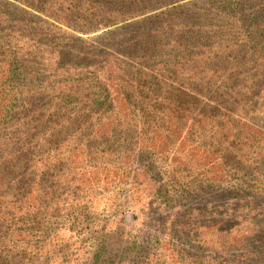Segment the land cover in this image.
I'll return each mask as SVG.
<instances>
[{
  "label": "trees",
  "instance_id": "16d2710c",
  "mask_svg": "<svg viewBox=\"0 0 264 264\" xmlns=\"http://www.w3.org/2000/svg\"><path fill=\"white\" fill-rule=\"evenodd\" d=\"M180 1L0 0V182L9 181L12 185L15 176L25 177L11 205L5 206L0 199V226L6 217L23 221L12 230L13 238L10 235V239H5L7 242L14 239L10 251L16 250L11 254L12 259L19 262L16 264H41V258H44L43 264H51L59 257V253L48 255V251L51 243L63 235L65 217L72 220V230L80 238L85 237L86 241L88 236H96L89 264H116L120 258L125 261L131 255L136 256L138 245L126 231L124 204L130 202L129 205L138 204L141 208L156 199L161 191L167 195L170 188L163 179L167 176L173 180V174L178 172L172 167L168 171L173 174H166L162 165L172 158L169 142L166 149H159L153 142L156 136L168 137L166 132L171 123L165 118L169 114L193 112L191 107L198 104L193 102V94H204V85L212 78L215 80L211 83L225 82L223 74L227 71L228 87L216 91L214 98H238V91L243 95L260 88L261 74L249 75L252 70L249 68L256 63L255 58H264L255 56L256 52L249 55L246 52L242 59L235 55L231 62L226 61L222 41L225 28L233 45L238 40L244 46L264 41V31H260L264 29V0ZM64 2L66 8H63ZM149 12L152 13L146 15ZM58 13L64 16L63 20L73 16L75 20L88 23L92 31L106 29L105 33L114 35L113 48L119 50L120 66L101 67L98 85L95 78L88 75L58 79L50 100L35 103L34 99L22 97V83L27 80L24 61L27 60H16L21 35L13 36V30L21 22H38L39 15ZM140 15L146 16L130 20ZM222 17L226 23L219 25ZM246 28L250 31L248 35L244 32ZM233 33L235 39H229ZM211 41L213 49L208 52L204 46ZM248 48L251 50L253 44ZM62 53H58L60 57ZM88 60L86 56L84 62ZM155 62L159 65H154ZM199 66L203 69L199 70ZM210 67L223 70L209 72L206 68ZM33 75L36 76V72ZM173 81L185 84L192 94L182 90L167 91V83ZM72 104L69 114L66 108ZM116 137L121 146L113 150L112 157L103 159L94 151V159L90 157L88 148L93 147L97 139L114 140ZM74 161L79 168L78 178L65 171ZM139 161V166L133 167ZM83 168L97 178L95 184L90 185L93 193L79 194V187L84 186L80 179ZM204 185L210 188L213 183ZM55 187H62V194L57 198L52 191ZM246 188L256 189L239 184L236 190L239 193ZM223 189L225 192L226 187ZM41 208L56 215L52 214L51 223L48 217L44 226L36 221L40 218L36 212ZM107 211L109 216L105 215ZM28 225L37 226V232L32 233ZM193 239L196 248H209L213 254L223 256L235 249L242 251L233 252L225 264H264V230H259L251 220ZM255 239L262 247L253 246ZM172 246L168 240L153 248L159 251L161 258L173 257L170 262H160L159 253L149 252L145 255L147 259L138 254L139 259L131 264H180V250Z\"/></svg>",
  "mask_w": 264,
  "mask_h": 264
},
{
  "label": "rangeland",
  "instance_id": "374dc122",
  "mask_svg": "<svg viewBox=\"0 0 264 264\" xmlns=\"http://www.w3.org/2000/svg\"><path fill=\"white\" fill-rule=\"evenodd\" d=\"M186 1L188 0H181L179 3ZM220 3L221 6L224 5L223 2ZM66 7L67 3L63 5V8ZM35 14L38 16L37 11ZM146 15L133 17L130 20L143 18ZM39 16L38 22L28 24L21 22L20 26L13 30V36L21 35L16 47V60L19 61L22 58L27 60L24 61L23 70L27 80L22 83V97L34 99L35 103L38 101L45 103L50 100L53 94L52 89L56 88L58 79L88 75L95 78V83L98 85L101 67L105 69L107 66L111 67V64L120 66L118 64L119 50L113 48L116 43L115 37L105 33L106 29L92 31L88 23L75 20L73 16L63 20L64 16L61 13ZM199 19L202 20V17ZM221 19L218 21L219 25L226 23L224 17ZM144 28H141V31ZM227 29L225 28L226 35L222 41V55L227 58L226 61L231 62L235 55L241 56L242 59L246 52L247 55L256 52L255 56L264 58V50L261 49V47L264 48V41H254L244 46L241 40H238L233 45V42L228 40ZM126 31L125 28L124 32ZM244 32L247 35L250 33L248 28ZM229 39L234 40L235 33ZM212 41L208 43V46H204L208 48V52L211 48L213 49ZM252 44L253 48L249 50L248 46ZM234 49L241 51H234ZM61 51L63 53L60 57L58 53L61 54ZM64 53L68 54L64 55ZM86 56L89 59L87 63L84 62ZM255 59L253 62L256 63L252 62L253 66L249 68L252 69L249 75L261 74L260 88L252 89L250 93L244 92L243 95H240L238 91V98H214L216 91L228 87L226 83L228 81L225 79L227 71L223 74L225 82L219 80L217 83H211L215 80L212 78L211 82L204 85V94H193L195 96L193 102L198 103L191 107L193 112L183 115L169 114L167 118L163 117L171 123L166 132L168 137L156 136L153 142L159 149H166L169 142L172 158L162 164L166 174H173L168 171L172 167L178 169V172L173 174V180L166 175L163 179L169 185L167 187L170 188L167 194L169 197L161 191L156 199L148 201L146 206L141 205V208L138 204L129 205L130 202L124 204L125 228L128 236L137 242V250L141 258L147 259L145 255L156 252L153 249L156 245L159 247L160 244L170 240L173 243L172 247L180 250L178 256L180 264H225L230 261L233 252L238 254L242 251L235 249L223 256L213 254L209 248L203 250L196 248L193 238L217 229L227 230L246 220H251L259 230H264V72H262L264 60ZM107 61L110 62L107 63ZM157 63L155 62L154 65H159ZM93 65L94 68L91 67ZM204 66L208 65L204 64ZM202 69L199 66V70ZM206 69L209 72L223 70L217 67ZM34 72L36 76L33 75ZM166 89L169 92L182 90L192 94V91L182 82H168ZM71 107L73 108V104L66 108L69 114L72 112ZM96 141L93 147L88 148L90 151L88 154L93 159L92 151L97 157L107 159L112 157L115 148L119 149L121 146L117 137L114 140L105 138V140L97 139ZM140 163V161L135 162L133 167L139 166ZM242 168L244 170H241ZM78 169L74 161L65 171L66 174L72 173L77 177ZM158 171L163 172V169L158 168ZM84 172H87V168L81 169L80 179L84 186L79 187V194L93 193L90 185L95 184L97 178H93V175L88 172L86 176H83ZM259 177L261 179H258ZM24 180V176L17 175L12 185L9 181L0 182L2 204L5 206L12 204L11 201L19 188L23 186ZM205 182L213 183L212 187L206 188ZM239 184L255 186L256 189L246 188L238 193L236 188ZM200 188L202 190H199ZM52 191L57 198L62 194V187H55ZM61 209L68 210V208ZM31 212L36 211L31 210ZM52 214L54 213L51 210L41 208L36 212L37 218L40 217L36 221L44 226L50 217L51 223ZM106 214L109 216V211ZM66 219L67 217L62 220L65 225L63 235L51 243L48 251V255L59 253V257L54 258L51 264H89V257L93 251L91 245L96 236H88L85 241V237L80 238L78 233L72 230V220ZM21 222L23 221L20 218L6 217L0 226V264L18 262L16 259L13 260L11 255L16 250L10 251L14 239L13 242H7L5 239H10V235L13 238L12 230ZM73 227L77 229L74 225ZM28 228L32 233L37 232L38 229L37 226L29 225ZM260 235L263 236V233ZM255 240L253 246L262 247V244ZM142 246H146L147 249L145 250ZM231 249L234 248L231 247ZM142 250L144 253H141ZM243 251L245 253L246 249ZM138 254L129 256L125 261L120 258L116 264L136 262L139 259ZM157 258L164 263L170 262L173 257L164 259L159 253ZM39 262L43 264L44 258H41Z\"/></svg>",
  "mask_w": 264,
  "mask_h": 264
}]
</instances>
